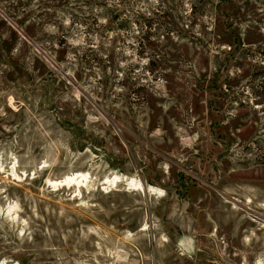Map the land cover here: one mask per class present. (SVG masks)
I'll list each match as a JSON object with an SVG mask.
<instances>
[{
  "label": "rangeland",
  "instance_id": "374dc122",
  "mask_svg": "<svg viewBox=\"0 0 264 264\" xmlns=\"http://www.w3.org/2000/svg\"><path fill=\"white\" fill-rule=\"evenodd\" d=\"M0 264H264V0H0Z\"/></svg>",
  "mask_w": 264,
  "mask_h": 264
},
{
  "label": "bare ground",
  "instance_id": "6f19581e",
  "mask_svg": "<svg viewBox=\"0 0 264 264\" xmlns=\"http://www.w3.org/2000/svg\"><path fill=\"white\" fill-rule=\"evenodd\" d=\"M89 176L86 174H72L64 177L61 181H56V182H49L50 186L53 188L56 187H67L69 188L70 186H75L77 188H83L86 186L88 183ZM122 182L121 179L118 177H114L113 179H106L105 183H103L104 186H107L108 188H113L116 187L117 184ZM128 187L129 188H135L138 190L141 194H148L150 196L152 195H157V196H162V193L158 191L157 189H154L152 187H148L143 185L142 183H135L133 180L128 181Z\"/></svg>",
  "mask_w": 264,
  "mask_h": 264
}]
</instances>
